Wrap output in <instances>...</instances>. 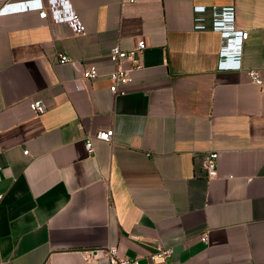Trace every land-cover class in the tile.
<instances>
[{
    "label": "crops",
    "instance_id": "1",
    "mask_svg": "<svg viewBox=\"0 0 264 264\" xmlns=\"http://www.w3.org/2000/svg\"><path fill=\"white\" fill-rule=\"evenodd\" d=\"M69 1L81 34L0 16V264H109V245L140 264H264V0ZM228 6L249 35L229 37L226 69L222 32L195 26ZM141 38L143 68L115 95L110 50ZM107 128L88 154L86 132ZM160 248L171 255L148 258Z\"/></svg>",
    "mask_w": 264,
    "mask_h": 264
},
{
    "label": "built area",
    "instance_id": "2",
    "mask_svg": "<svg viewBox=\"0 0 264 264\" xmlns=\"http://www.w3.org/2000/svg\"><path fill=\"white\" fill-rule=\"evenodd\" d=\"M205 10V6H197L195 8L196 12ZM28 11H37L41 19L48 20L52 24L67 23L76 34H81L86 29V26L81 21L69 0H0V16ZM220 13L219 15L213 16L211 24H196L195 27L199 30L210 29L222 32L225 45L223 47L224 51L221 58V67L226 69L239 67V64L234 60L226 64L223 63L224 60L229 57L224 55L227 49V40L232 36L239 37L240 40L246 39L249 35V31L236 30L234 28L232 23L234 18L233 7H225ZM146 48L147 42L144 38L138 39L130 49H123L119 44L111 48L109 56L114 64V69L108 74V79L110 81V90L113 94L123 95L127 93L125 86L132 82L131 72L143 68L142 55ZM238 51L237 48V52ZM228 59H230V57ZM70 61L71 58L67 54L62 53L59 55L60 63H67ZM248 73L253 82L258 84L262 82L260 73L257 70H250ZM99 76L100 73L94 65L88 66L82 71V78L84 80H95ZM30 107L37 115L44 114L47 110L46 104L41 99H34ZM114 136V128L98 130L96 133L90 131L86 132L84 142L88 154L91 155L95 153V139L112 142ZM24 153L28 155L29 150H25ZM218 158L219 153L216 150L207 152L202 158V166L209 179L218 176ZM202 240L208 242L209 236L207 232L203 234ZM103 249L108 257L109 264H140L138 258L122 254L117 245H109ZM100 251H102V248H89L85 251L84 256L86 260H94L99 256ZM171 253V248H160L148 258L155 259L156 257H167L170 256Z\"/></svg>",
    "mask_w": 264,
    "mask_h": 264
}]
</instances>
